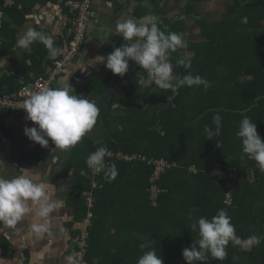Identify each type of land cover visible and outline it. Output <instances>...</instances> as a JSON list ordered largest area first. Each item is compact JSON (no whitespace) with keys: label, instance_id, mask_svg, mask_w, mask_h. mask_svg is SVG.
Listing matches in <instances>:
<instances>
[{"label":"crops","instance_id":"1","mask_svg":"<svg viewBox=\"0 0 264 264\" xmlns=\"http://www.w3.org/2000/svg\"><path fill=\"white\" fill-rule=\"evenodd\" d=\"M26 2L25 6H29L26 12L23 11L22 4L18 1L16 2L19 9L23 11L25 19L20 23L17 21L15 25L18 26H11L16 30L15 41L9 50L0 56V80L2 82L4 74L6 75L5 78H7L3 82L4 84L12 77L13 79L16 78L14 85L16 88L32 82L36 76L33 71L27 72L20 63L24 60L26 63H30V56L27 53L39 41L30 45L28 50L18 48L16 41L23 32L28 29H34L45 35L52 36L54 43L62 40L65 46L63 33L53 18L52 7L49 6V3L42 4L39 1L34 2L32 0H27ZM8 3H12V0ZM242 4V0H93V7L97 16L87 29L83 50L65 68L64 72L66 71L67 74L63 77H57L52 87H72L75 94L87 96L90 101L96 104L99 109V115L93 129L86 133L77 145L68 150L54 148L55 145L51 140H49L47 147H41L38 143L29 140L24 134L26 126H34L33 122L26 119L27 114L24 109L21 112L19 110H2L0 113V177L10 179L19 175H28L34 182L51 183L55 189L54 198L63 204V207L57 213L56 227L53 228L52 235L46 236L44 239H27L19 242L24 235V229L30 222V218H25V223L22 227H20L22 222L18 223L17 227L20 228L15 231L4 229L0 225V259H3L5 264H68V256L75 258L77 250L76 238L80 237L83 231L88 233L90 219L93 216L92 210H87L84 213V207L75 202V199H80L78 198L79 195H83L85 203H87L86 198L88 196L91 197V202H93L92 190L91 188L88 190V185L86 184L88 183V168L84 169L83 167V160L87 158L85 149L88 148L89 150L90 143L96 150L102 147L101 143L107 139L118 142V144L139 142L140 146H147L148 151L151 149H155L154 151L164 150V154L161 156L162 160H165L163 157L170 149H173L174 144L184 145L185 143H191L198 147L197 151L190 150L188 147L183 148L184 156L187 157H200L204 152L209 155L210 152H214L219 148L221 143L223 148L220 156L222 158L226 157L227 151L231 153L230 149H233L236 144L233 137L225 142L218 138V135L213 136L212 139L206 137V126L215 131L216 126L213 123V117L216 114H212V116H210V113L197 114L196 109L199 106H203V103H194L187 97L188 100L186 98L182 99V97L179 98L180 92L178 90L173 93L171 90L160 89L154 84L142 88L139 81L142 73L145 77L147 73L145 70L140 69L134 61H129V71L123 77L113 74L104 66L103 62L106 60V56L113 51L114 47H119L126 43L116 31L115 25L117 21L132 18L142 22L145 16H157L159 17L161 31L165 33L175 31V33L181 34L186 42V47L178 48L174 53H170L174 74L176 71L181 72L179 66L175 68L177 63L175 55H177L180 59L190 62L193 67L191 69L185 65L186 71L183 72L185 76L191 73L202 77L203 73L201 68L199 69L196 59L198 52L209 41L201 33V27L196 24L197 19L202 17L209 22L219 21L224 16H227L226 22H228V25L234 23V26H228L227 28L228 33L233 37L235 35L234 32H238L245 27L241 25L247 20L241 12ZM235 8H239V11ZM42 17L43 26L38 22V19ZM172 27L174 30L171 29ZM233 42L230 39L222 40L220 44L221 46L229 47ZM38 51V53L43 52L42 46H40ZM182 51L185 56H181L180 52ZM10 64L11 70L8 69ZM15 66H19V70H14ZM183 74L181 77H183ZM68 76L69 81L67 79ZM27 79L30 81L26 82ZM210 84L214 87L216 82H211ZM5 88H9V86ZM187 105L188 110L181 109V107H186ZM195 117H198L199 120L204 117L200 122L199 128L195 126L197 124L196 120H193ZM188 124L192 126H188ZM222 125H224V122H221L220 133L223 131ZM125 126L128 127L129 132L133 131L135 134H131L126 142L122 132V128ZM136 127L139 129L148 128V139L144 137V132L140 130L137 132L135 130L137 129ZM115 129L116 131H114ZM194 135L196 138H193ZM199 137L201 140L198 139ZM106 148L108 151L116 153L112 149ZM142 148L146 149L145 147ZM174 149L177 150L176 148ZM106 158L108 157L106 156ZM143 158L147 162H141H145L146 165L150 164L148 159L151 157L143 155ZM192 167L197 168L196 164H191L190 168ZM85 176L87 178H84ZM94 180L98 182L96 177ZM143 186H145L144 183ZM255 187L257 192L255 194L247 193L248 196L245 199V203L241 204L251 208V212L253 210L256 211L257 208H264V199H257L261 196L256 195L258 192L264 191V183L255 184ZM114 188L119 192L122 191L119 185ZM127 189L129 211L124 208V214L122 213L123 215L116 217L108 213L107 217L104 213L101 216V222H99L97 239L96 234L95 237L93 236V239H96L95 242L92 240L88 242L89 235L87 234L88 236L83 246L84 255H82L85 259L83 260L87 264H122L118 263V261L115 262L113 256H117L119 259L121 255L127 253L126 242L142 236L141 226L147 219L130 214V211L134 210L133 205L136 202L135 193L137 191L134 185ZM143 189L146 188L144 187ZM253 196L254 198H252ZM142 203L143 200L141 199L137 203L138 208H141ZM175 204L176 200L173 198L164 202V215L172 216L175 211ZM89 208L91 206L88 207L86 204V209ZM157 219L164 220L161 218ZM183 220L180 219V223L190 221L189 218ZM262 222H264V219ZM113 223H116V225H113ZM250 223L253 231L245 232L247 235L243 238L239 237L242 241L241 244L234 245L230 241L225 247V257L223 259H215L208 254L209 260L207 264H222L226 261L229 264L232 262L233 264H251L252 259L246 260L244 256L241 257L238 254L237 250L245 251L244 244L252 236L258 237L263 242L261 249L264 245V229L263 231H260L259 228L256 229V224L252 220ZM250 223L245 225L246 230L247 227L250 228ZM240 225L243 226L242 224ZM88 250L91 253V260L89 261ZM41 252H43L42 256L34 255V253ZM257 260H254L256 264H264V259L260 262H257ZM183 262L186 264L185 260ZM197 263L199 264V262ZM131 264L137 263L133 261Z\"/></svg>","mask_w":264,"mask_h":264},{"label":"trees","instance_id":"2","mask_svg":"<svg viewBox=\"0 0 264 264\" xmlns=\"http://www.w3.org/2000/svg\"><path fill=\"white\" fill-rule=\"evenodd\" d=\"M5 1L0 0V10L4 9L5 14L0 19V56L4 55L15 41L16 30L11 26H18L15 24L17 21L20 23L25 19L23 11L26 12L29 8V6H25L27 0H12L14 4L10 8H7V6L4 7ZM17 1L22 4L23 11L19 9L16 3ZM32 1H39L42 4L55 2V0ZM242 2L241 12L247 20L241 25L245 27L233 37L228 33L227 28L228 26H234V23L228 25V22H226L228 19L227 16H224L219 21L208 22L202 17L197 19L196 24L201 27V33L208 38L209 42L206 44L208 45L207 47H204L198 52L196 62L203 73L202 78L209 83V87L205 89L203 85H194L192 87L182 86L177 89L180 92L179 98L182 97L184 99V94L188 93L189 99L194 101V103L198 102L197 99L203 101V106H199L196 109L197 114L210 113V116H212V114L218 113L221 116L222 123L224 122V125H222L223 131L217 137L224 142L232 137L235 139L234 142L236 144L233 149H230L231 153L227 151L226 157L222 158L220 156L223 148L222 143L214 152H210L209 155L204 152L200 157L184 156L183 148L185 147L193 151L198 150L195 144L185 143L179 150H175L173 147L163 157L165 159L164 161H167L169 164V167L163 170L155 181L156 186L161 189V192L157 196L156 205H150L148 188L150 187V177L154 166L152 160L161 159L164 150L154 151L155 149H151L148 151V147L145 145L140 146L139 142L129 144L126 141L129 140L130 134L126 126L122 128L125 144H118V142L110 139L101 143L102 146H106L115 152L120 151L128 154H137L141 157L143 155L151 157L148 159L150 161L148 165L140 160H123L115 159L114 157L107 158L108 163L105 166V171L95 176L98 179L99 185L92 189L93 202L91 208L86 209L87 203H85L83 195L80 196L78 194V198L80 199H75L76 203L84 207V213L87 210H92L93 212L90 225L88 226V242H91V240L95 242L99 234L101 216L105 213L107 217L108 214L116 217L123 213L124 208L126 211L127 209L129 211L130 206L129 202H127V188L132 187V185L135 188L138 187L135 193L136 202L133 205L134 207L132 206L134 210L130 211V214L145 217L147 221L142 223V236L126 242L125 248L127 253L121 255L119 259L117 256H113L115 262L131 264L134 261L137 263V260L144 252L154 249L157 255L160 254L162 257L163 264H184L182 250L186 247L190 248L200 238L198 228L195 230L192 229V224L196 223L200 217L211 219L221 209L225 210L230 217V223L234 226L237 237L243 238L247 235L245 232L253 231L250 223L251 220L256 224V229L259 228L260 231L264 229V222H262L264 219V208H257L256 211L253 210L251 212V208L247 205H241L245 203V199L248 196L247 193L255 194L257 192L255 184L259 185L261 182L264 183V171L259 168L256 161L249 159L243 153L241 139L236 135L239 122L244 116L254 121L260 136L264 129V3L258 8L259 6L253 0H242ZM173 27L171 28L172 30H174ZM229 39L234 41L229 47L221 46L220 41ZM64 41L65 46L62 40L55 41L54 43L55 47L61 49V54L67 50L68 41H66V38H64ZM84 42L85 40L80 45L78 53L73 59H76L80 51L83 50ZM40 46H42V53H38ZM27 54L30 56V63H26L24 59H21L24 61L20 65H23L27 72L30 73L33 71L36 73V76L49 72L53 68V63L61 57L60 54L56 58H50L48 49L41 42H36ZM175 56L174 58L178 64V61L181 59L177 55ZM256 56L260 60L262 59L263 62L256 63ZM44 58L46 59L44 60ZM178 66L181 72L176 71L175 75L181 77L183 72L186 71V67L183 64H179ZM8 69H12L11 64ZM14 70H19V66H15ZM251 70L254 71L253 76L250 73ZM66 74L67 72L63 71L59 77H63ZM191 75L195 77L194 74ZM250 75L252 76L251 78ZM2 77L4 79L2 82L0 80V95L3 93H12L21 87V85L17 88L14 86L16 78L13 79L12 77L4 84L3 82L7 78H5V74ZM29 81V79L26 80V82ZM211 82H216L218 86L215 85L212 87ZM6 86H9V88H5ZM203 118L199 120L198 117H195L193 120H196L197 124H193L199 128ZM188 126L192 125L188 124ZM147 133L148 131L143 133L146 139H148ZM193 138H196V136L194 135ZM198 139L201 140L200 137ZM262 140H264V136ZM93 150H95V147L90 143L89 150L88 148L85 149L87 151V157ZM86 159L83 160V167L84 169L88 168L89 174L88 178L86 176L84 178L88 179V183L86 184L89 190L91 188V174L90 168L86 164ZM113 163L116 165L118 174L115 179L110 180L106 173ZM191 164H196L197 168L192 167L188 169L191 167ZM214 168L235 174L229 188L226 186L225 179L217 178L211 174V170ZM251 172L254 173V180L250 178ZM143 183L145 186H143ZM116 185H119L122 191L119 192L115 189L114 187ZM142 187L146 189L141 190ZM227 190L231 196L230 203L225 202ZM256 195L261 196L257 199H264V191L258 192ZM170 198L176 200V207L172 216H166L163 211V203ZM141 199L143 203L141 208H138L137 203ZM185 218H189L190 221L180 223V219ZM249 223L250 228L247 227L246 230L245 225ZM239 224L243 226H239ZM113 225H116V223H113ZM95 234L96 239H93ZM141 244H147L148 247L141 249ZM237 252L241 257L244 256L243 251L237 250ZM90 254L88 250V261L91 260ZM253 255H255V258L251 257L246 259L245 256L244 258L246 260L252 259L251 264H256L254 260L258 259L259 256V258L262 257L264 259V245L258 253H253ZM222 264L229 263L226 261ZM230 264H233V262Z\"/></svg>","mask_w":264,"mask_h":264},{"label":"clouds","instance_id":"3","mask_svg":"<svg viewBox=\"0 0 264 264\" xmlns=\"http://www.w3.org/2000/svg\"><path fill=\"white\" fill-rule=\"evenodd\" d=\"M56 2L57 0L48 2L52 11ZM3 15H5L4 11ZM159 23L157 16H145L142 22L132 18L117 21L116 31L126 43L114 47L113 51L106 56L104 66L113 74L123 77L129 71V61H134L140 69L147 73L146 77L142 73L139 81L142 88L154 84L160 89L171 90L173 93L182 86L203 85L207 89L209 83L199 75L193 77L189 73L181 78L174 74L170 53L178 48L186 47V42L181 34L161 31ZM60 30L64 36L63 29ZM36 41L44 44L49 51L50 58H56L61 54V49L54 46L52 36L34 29L23 32L18 37L16 46L28 50L30 45ZM178 64L190 67V62L183 59L179 60ZM23 109L27 114L26 119L34 124L32 127L24 128L26 137L41 147H47L51 140L55 145L54 148L61 150H68L77 145L85 134L93 129L99 115V109L94 102L90 101L87 96L75 94L73 88L68 86L44 88L30 94L24 102ZM221 122V116L218 113L214 115L215 131L205 127L208 139L219 135ZM236 135L241 139L243 153L249 159L256 161L259 168L264 171V140L258 133L254 121L244 116L239 122ZM107 155H109L108 149L103 146L99 147L89 154L86 164L97 173L105 171ZM117 174L116 165L113 163L106 175L111 180L115 179ZM54 191L51 183L34 182L28 175H19L10 179L0 177V225L4 229L15 231L24 225L25 218H30L19 242L27 239L41 240L46 236H51L53 228L56 227L57 213L63 207L62 202L54 198ZM18 223H21L20 227H17ZM197 228L199 240L190 248L182 250V257L186 264H197V262L207 264L208 254L212 258L223 259L226 255L225 247L230 241L237 245L242 243L235 234L230 217L223 209L211 219L200 217L196 223L192 224V229ZM259 243L260 239L255 236L246 241V245ZM140 247L144 249L148 245L141 244ZM34 255L42 256L43 252L34 253ZM67 260L68 264H77L73 256H68ZM0 264H5L3 259H0ZM137 264H163V260L160 254L157 255L156 251L151 249L142 254Z\"/></svg>","mask_w":264,"mask_h":264},{"label":"built area","instance_id":"4","mask_svg":"<svg viewBox=\"0 0 264 264\" xmlns=\"http://www.w3.org/2000/svg\"><path fill=\"white\" fill-rule=\"evenodd\" d=\"M3 17V11H0V19ZM53 18L60 29L64 31V37L67 42V50L62 52L54 63L53 68L46 74L36 76L32 82L27 83L15 92L11 94L3 93L0 95V111L3 109L19 110L23 109L24 102L28 99L30 94L40 91L44 88H52L57 80V77L65 70L69 64L72 63L74 56L78 53L80 45L85 40L87 29L89 24L96 18V11L93 7V0H57L53 5ZM109 152L107 157H114L115 159L135 160L141 159L140 155L128 154L124 152ZM144 159V158H143ZM153 161V173L150 177L149 187V199L151 205H156L157 196L161 192V189L156 186L155 181L163 170L169 167L167 161L162 159L152 160ZM108 163V159H105V166ZM100 173V172H99ZM99 173L95 170L90 169L91 174V188L98 186V183L94 180L95 176ZM211 174L217 178L225 179L226 186L229 188L232 184V179L235 177L233 172H226L219 168L211 170ZM87 205L92 206L91 197L86 198ZM225 202H231V196L229 191H226ZM87 231H83L80 237L76 241V256L75 259L77 264H87L82 255L84 251V243L87 238ZM84 259V260H83ZM89 264V263H88Z\"/></svg>","mask_w":264,"mask_h":264},{"label":"rangeland","instance_id":"5","mask_svg":"<svg viewBox=\"0 0 264 264\" xmlns=\"http://www.w3.org/2000/svg\"><path fill=\"white\" fill-rule=\"evenodd\" d=\"M254 2H255V4H257V6H259L258 8H260L261 6H262V4L264 3V1L263 0H253ZM9 1H5V6H7V8H10L14 3L12 2V3H8ZM259 3V4H258ZM234 9V8H233ZM236 9V8H235ZM239 9V8H238ZM238 9H236V10H238ZM260 10H262V9H260ZM239 11V10H238ZM239 13V12H238ZM202 15H204V14H202ZM209 18V17H208ZM239 18V17H238ZM245 18V17H244ZM43 19V17L42 18H40V19H38L39 21V23L43 26V24H42V22H41V20ZM246 19V18H245ZM237 29H241V28H237ZM239 32V31H238ZM235 34H237V32H234ZM205 47H207L208 45H204ZM259 50V49H258ZM258 50H256V51H258ZM181 53V56H185V54H184V52L182 51V52H180ZM257 57V56H256ZM255 60V59H254ZM256 61V63H261V62H263L262 61V59L260 60L259 59V57H257V60H255ZM176 66H175V68H178V65H177V63L175 64ZM188 68H191V69H193V67H192V65L190 64V67L188 66ZM210 69V68H209ZM250 73H251V75L253 76V74H254V71H250ZM250 75V78L252 77ZM217 91H218V88H217ZM184 98H186V97H188L189 98V95H188V93H185L184 94V96H183ZM198 100V103H202L203 101L202 100H199V99H197ZM181 109H184V110H188V105L186 106V107H181ZM137 129H135L137 132L140 130L141 132H147L148 130H147V128H138V127H136ZM114 131H116V129L114 130ZM263 132H264V129H263ZM129 134L131 135V134H134L133 133V131H131V132H129ZM135 135V134H134ZM264 136V133H262V135H261V138ZM175 146H174V148H176V149H178L179 150V148L180 147H183V145L182 144H174ZM135 160H137V161H146V160H144L143 158H141V159H135ZM219 165V164H218ZM174 166H176V164H174ZM188 169H190V167L188 168ZM152 173H153V168H152ZM83 176V175H82ZM250 178L252 179V180H254L255 178H254V173L253 172H251L250 173ZM91 180V179H90ZM98 183V182H97ZM138 188V187H137ZM137 188H135V189H137ZM141 190H143V188H141ZM238 197H239V194H238ZM185 220V219H184ZM183 220V221H184ZM263 244V242L260 240V243L259 244H254V245H250V247H248L249 245H246V243L244 244V250L245 251H243L244 253V256H245V258L246 259H248V258H251V257H253V258H255V255H253V253H258V252H256L257 250H259L260 249V247H261V245ZM186 248H188V247H186ZM260 257V256H259ZM258 257V260H257V262H260L261 261V259L263 260V258L261 257V258H259Z\"/></svg>","mask_w":264,"mask_h":264}]
</instances>
